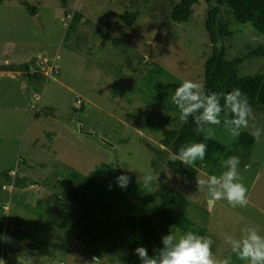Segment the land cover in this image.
I'll return each instance as SVG.
<instances>
[{"label":"rangeland","instance_id":"rangeland-1","mask_svg":"<svg viewBox=\"0 0 264 264\" xmlns=\"http://www.w3.org/2000/svg\"><path fill=\"white\" fill-rule=\"evenodd\" d=\"M24 1L35 8L34 16L21 0L0 5V65L30 64L29 74L40 76L29 81L24 73L0 71V187L7 188L0 192L4 264H119L116 254L98 261L67 232L40 219V208L53 214L72 211L63 198L53 197L59 194L54 183L71 171L89 176L104 164L110 169L100 173L101 180L118 195L110 200L114 207L108 217L99 216L105 223L124 232L129 215L153 213L162 179L180 194L173 208L206 230L213 254L246 264L231 252L226 236L239 238L245 224L259 228L264 236V132L245 150L223 124L209 126L215 131L213 139L232 151L229 156L239 157L246 207L233 208L226 200L209 204L206 191L196 186V178L225 170L221 161L227 154L215 166L196 160L191 165L198 174L188 180L168 171L145 146L168 151L160 145L162 132L183 123L180 113L166 106V94L154 90V83H203V63L211 51L204 28L207 0H196L192 16L182 23L168 19L180 0ZM76 10L82 19L68 34ZM124 11L139 13L132 26L121 22ZM220 14L233 32L225 43L227 59L264 43L249 24L234 23L229 9L220 7ZM238 69L241 75L264 73V56L244 59ZM253 114L249 124L264 129V113ZM241 132L251 135L252 128ZM4 172L30 180L38 190L22 188L20 182L13 185ZM149 174L153 180L146 186L143 178ZM120 175L130 178L126 188L116 183ZM170 230L177 229L164 226L160 236ZM160 247L161 241L154 245Z\"/></svg>","mask_w":264,"mask_h":264},{"label":"trees","instance_id":"trees-1","mask_svg":"<svg viewBox=\"0 0 264 264\" xmlns=\"http://www.w3.org/2000/svg\"><path fill=\"white\" fill-rule=\"evenodd\" d=\"M4 1L0 0V5ZM207 3L209 7L205 11L204 28L208 35L211 51L203 63L202 85L205 91L230 92L233 88H239L247 95L253 111L258 110L264 113V73L241 75L238 69L244 59L264 56V43L259 47L248 49L244 54L227 59L225 43L232 37L233 32L229 30L230 21H224L220 17V7L223 6L229 9L234 23L249 24L264 37V0H207ZM195 4L196 0H180L172 6L168 16L169 21L173 23L187 22L193 14ZM21 5L30 15L36 14L35 8L26 1L21 0ZM138 15L137 11H124L119 18L123 24L132 26ZM81 19L82 14L77 10L71 14L67 27L68 34L76 31ZM108 26L106 24L105 27ZM0 71L24 73L29 81H37L40 77L39 74H29L30 64L0 65ZM179 84L173 82L154 83L156 92L161 95L166 94L164 98L166 106L170 110L178 112L179 110L171 102V96ZM222 117H225V113H221ZM195 127L196 125L190 117L187 123H181L176 129L164 130L160 145L170 152L148 143H145V146L153 156L164 162L168 171L181 178L194 180L198 174L197 168L193 165H184L179 161H170V153L176 152L181 145L189 142H203L207 145L203 161L215 166L221 155L229 156L232 152L215 139L204 140L202 134L195 132ZM154 128L158 129L157 125H154ZM253 143V136L246 132H241L236 141V145L245 150L250 149ZM151 165L158 166L154 160L151 161ZM109 169L110 167L104 164L94 169L89 176L83 177L78 172L71 171L59 179L57 183H54L59 189V194H54L53 197L57 200H60L59 197L63 198L68 206L72 207V211L68 214H53L51 211L40 208L44 215L40 219L67 232L75 242L82 244L89 255L98 261L107 254H116L119 264H140L138 256L134 253L138 246L145 247L149 256L153 255L154 245L161 241L159 230L164 226L176 228L181 232L192 231L205 236V229L195 226L183 212L173 208V204L181 198L180 194L165 184L162 179L157 184L159 202L153 213L129 215L125 219L124 232L105 223L99 216L108 217L110 209L114 207L110 200L112 197L118 198V195L106 187L104 181L101 180L103 176H100V173ZM11 175L9 172L3 173L4 179L13 180V185L20 182L23 184L22 188L29 187L38 190L30 180H25L22 177L16 179L15 174ZM57 175L60 177V173ZM47 181H43L42 185L49 186L46 184ZM4 189L0 187V192ZM16 233L18 234V232ZM1 242L0 236V256L3 253Z\"/></svg>","mask_w":264,"mask_h":264},{"label":"clouds","instance_id":"clouds-1","mask_svg":"<svg viewBox=\"0 0 264 264\" xmlns=\"http://www.w3.org/2000/svg\"><path fill=\"white\" fill-rule=\"evenodd\" d=\"M171 102L179 110V118L183 123L192 118L196 125L195 132L202 134L204 140L215 136L210 125L223 124L233 140L238 139L242 129L249 127L252 128L251 135L257 141L264 132V129L254 123L249 124L250 120L255 119L253 108L247 95L239 88H233L230 92H206L201 83L186 79L176 87ZM221 113H225L223 121ZM206 150L207 145L203 142H189L170 153L169 160L191 165L198 159L203 160ZM239 164V157L229 156L221 161V166L225 169L221 174L196 178L198 191H206L210 204L226 200L233 208L248 205L247 188L242 183ZM129 179L126 175H120L116 177V183L119 187L126 188ZM143 180L146 186L150 185L153 176L146 175ZM240 233L239 238L226 236V244L231 252L236 253L237 258L246 264H264V236L259 234V228L245 224ZM161 244L162 247L155 249L151 256L145 247L138 246L134 253L140 264H232L230 256L218 258L213 254V241L210 237L192 231L170 230L161 237ZM0 264H4L2 259Z\"/></svg>","mask_w":264,"mask_h":264},{"label":"water","instance_id":"water-1","mask_svg":"<svg viewBox=\"0 0 264 264\" xmlns=\"http://www.w3.org/2000/svg\"><path fill=\"white\" fill-rule=\"evenodd\" d=\"M27 96H29V95H28V89H27ZM209 204H210V203H209Z\"/></svg>","mask_w":264,"mask_h":264},{"label":"built area","instance_id":"built-area-1","mask_svg":"<svg viewBox=\"0 0 264 264\" xmlns=\"http://www.w3.org/2000/svg\"><path fill=\"white\" fill-rule=\"evenodd\" d=\"M79 102V101H78ZM12 175H14V173H11ZM5 188V187H4Z\"/></svg>","mask_w":264,"mask_h":264}]
</instances>
